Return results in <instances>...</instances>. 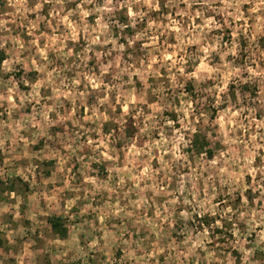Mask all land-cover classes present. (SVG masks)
<instances>
[{
    "label": "rangeland",
    "instance_id": "1",
    "mask_svg": "<svg viewBox=\"0 0 264 264\" xmlns=\"http://www.w3.org/2000/svg\"><path fill=\"white\" fill-rule=\"evenodd\" d=\"M0 51V264H264V0H0Z\"/></svg>",
    "mask_w": 264,
    "mask_h": 264
},
{
    "label": "trees",
    "instance_id": "2",
    "mask_svg": "<svg viewBox=\"0 0 264 264\" xmlns=\"http://www.w3.org/2000/svg\"><path fill=\"white\" fill-rule=\"evenodd\" d=\"M4 59H5V54L3 51H0V70H1V63L4 61ZM188 91L193 94V92H192L193 89L191 90L190 88H188ZM126 132L128 133V135H131L130 130H126ZM192 146H194L195 149L200 151V152H208L209 155H211L212 150H210V148H207L208 142L204 139H201L198 134H196L194 136ZM19 180H20L19 178L10 179L8 181H1L0 180V189H3V190L9 189L10 191H15L16 185H17ZM3 185H6V186L9 185V186L6 187ZM47 220L50 223V226H51L53 232L57 236L64 238L68 235V227L65 224V220L62 216H57V215L49 216L47 218Z\"/></svg>",
    "mask_w": 264,
    "mask_h": 264
}]
</instances>
